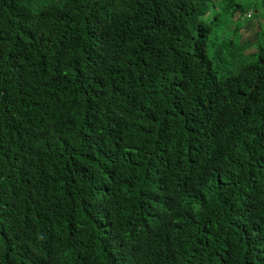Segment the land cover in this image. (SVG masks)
Returning a JSON list of instances; mask_svg holds the SVG:
<instances>
[{
    "label": "trees",
    "instance_id": "16d2710c",
    "mask_svg": "<svg viewBox=\"0 0 264 264\" xmlns=\"http://www.w3.org/2000/svg\"><path fill=\"white\" fill-rule=\"evenodd\" d=\"M0 264H264V0H0Z\"/></svg>",
    "mask_w": 264,
    "mask_h": 264
}]
</instances>
